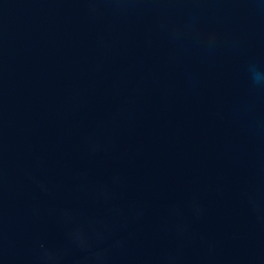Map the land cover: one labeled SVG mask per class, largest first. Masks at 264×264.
Masks as SVG:
<instances>
[{
  "label": "water",
  "instance_id": "95a60500",
  "mask_svg": "<svg viewBox=\"0 0 264 264\" xmlns=\"http://www.w3.org/2000/svg\"><path fill=\"white\" fill-rule=\"evenodd\" d=\"M0 264H264V0H0Z\"/></svg>",
  "mask_w": 264,
  "mask_h": 264
}]
</instances>
